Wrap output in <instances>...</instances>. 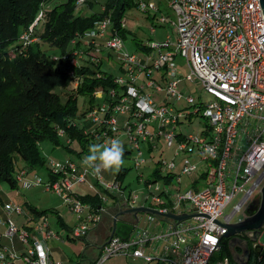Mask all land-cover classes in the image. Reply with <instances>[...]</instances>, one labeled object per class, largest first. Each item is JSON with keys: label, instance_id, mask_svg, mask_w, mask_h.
<instances>
[{"label": "built area", "instance_id": "1", "mask_svg": "<svg viewBox=\"0 0 264 264\" xmlns=\"http://www.w3.org/2000/svg\"><path fill=\"white\" fill-rule=\"evenodd\" d=\"M163 1L175 15L173 43L169 39L148 43L143 52L145 55L138 57L125 50L118 35H106L110 20L104 18L72 40L75 48L64 59L72 66L83 63L98 67L99 52L103 48L117 52L121 75L113 79L116 88L93 92L94 98L102 97V103L84 114L83 119L88 125L85 132L99 137V143L108 145L122 130L136 152V170L147 163L141 158L143 144L150 150L162 141L174 150V157L178 152L186 153L188 158H184L179 174L173 173L176 168L174 157L155 164L165 178L145 183L149 194L143 203L162 215L192 216L175 221L146 214L142 224H139L141 218L138 216L126 239L109 233L100 247L97 248L95 243L92 245L100 251L94 264H104L117 255L142 258L146 262L156 260L157 264H230L228 257L218 256L227 228L217 221L231 224L233 216L264 183V9L259 0ZM85 2L76 0V7L80 8ZM135 2L141 12H157L162 0ZM39 18L40 15L37 20ZM37 20L20 37L24 47L35 40L31 33ZM167 20L170 19L161 17L158 21ZM151 32H154L153 28ZM78 41L82 44L76 48ZM153 50L157 53L151 54ZM176 57L183 60L187 70L185 76L175 62ZM101 76V73L96 74L97 78ZM182 80L200 84L211 100L196 103L191 95L186 96L189 106L198 107L187 114L168 102L159 105L154 102L153 95L161 92L166 99L181 100L183 96L178 92V85ZM74 83L77 86L79 81L75 79ZM146 89L151 92L145 93ZM199 112L207 121L205 130L199 135L181 131L184 119H192ZM57 135L65 137L62 129ZM66 143L70 141L66 140ZM192 156L206 167L197 181H193L191 189L183 191L181 176L199 172L198 163L192 161ZM47 167L51 174H59L56 181L44 182L38 175L33 180H26L29 172L20 166L16 176L18 185L21 183L23 188L30 189L45 184L46 190L60 196L77 222L63 237L51 227L47 216L35 218L21 205L5 202L0 206L5 214L4 217L0 215V264H62L53 259L49 242L85 238L106 211L104 206L93 210L90 204L81 202V195L76 192L78 184L89 183L103 203L107 201V192L117 197L118 204L123 203L128 208L136 205L137 197L125 195L115 178L113 182H105L102 173L94 175L92 170L71 160L50 161ZM173 180L177 187L168 185ZM159 181L162 185L157 184ZM200 181L204 183L202 188L197 187ZM240 194L231 213L224 214L227 205ZM12 215L26 216L23 228L15 224ZM2 239L8 240L9 245ZM14 239L21 244L20 250L13 248ZM148 250L149 254H146ZM257 264H264L260 254Z\"/></svg>", "mask_w": 264, "mask_h": 264}, {"label": "trees", "instance_id": "2", "mask_svg": "<svg viewBox=\"0 0 264 264\" xmlns=\"http://www.w3.org/2000/svg\"><path fill=\"white\" fill-rule=\"evenodd\" d=\"M87 3L89 10L81 14L76 7V0H0V186L5 184L10 190L17 189L16 176L20 166H24L29 173L45 170L47 181H56L59 178V174H51L47 167L46 158L40 147L43 142H48L52 148L60 146L66 149L79 162L89 154L91 144L100 142L99 137L85 132L88 127L86 123L80 128L73 120L77 116L78 95L89 97L88 106L81 114L83 117L86 111L94 106V91L116 88L112 83L115 74L109 69H101L102 66L108 68L106 63L112 61L111 54L109 53L105 59L101 58L98 67L83 63L72 66L64 56L75 48L72 40L78 35H83L96 21L104 18L110 20L108 37L118 35L121 39H126L130 32L122 26V20L126 12L136 8L137 4L135 0H105L96 10L93 1L87 0ZM159 12L161 9L158 7L156 14ZM156 14L148 18L153 20ZM39 15L40 18L37 20ZM36 20L31 33V38L35 40L24 47L22 42H19L20 37L23 32H28L29 26ZM40 25L39 34L37 30L40 29ZM131 41L134 42L136 50L140 52L147 50L143 42L134 38ZM41 43L55 47L59 57L56 60L50 57L48 61L47 54L40 48ZM76 44L77 48L82 43L78 41ZM98 73L102 74L100 78L96 77ZM75 79L79 83L74 93L68 95L66 101L62 102L60 94L56 93L55 89L64 90ZM59 129L63 130L67 140L78 144L79 151L71 149L69 144L58 137ZM127 152L130 153L124 151ZM127 170L128 168L121 167L115 176L121 186ZM161 177L165 178L160 174V170L155 168L144 180V184L152 183ZM166 179L170 180V177ZM125 188L122 186L123 191ZM105 194L107 200L109 198L114 203H119L113 194L107 192ZM79 199L90 204L93 210L104 205L94 192L86 193ZM24 206L26 212L35 218L47 216V211H40L30 203H25ZM56 217L60 227L68 230L67 224L58 213ZM107 238L108 235L103 242ZM228 240L222 238V248L218 256H226L230 264H235L228 248ZM100 245L95 244L97 248ZM99 256L98 249L94 253H86L85 250L78 264H94ZM258 257L259 254L253 264H257ZM247 264H250V258Z\"/></svg>", "mask_w": 264, "mask_h": 264}, {"label": "rangeland", "instance_id": "3", "mask_svg": "<svg viewBox=\"0 0 264 264\" xmlns=\"http://www.w3.org/2000/svg\"><path fill=\"white\" fill-rule=\"evenodd\" d=\"M93 1L94 4V9L98 10L101 4L104 3L105 0H91ZM90 3V2H88ZM87 3V0L83 6L78 8V11L84 13L86 10H89V4ZM161 6L158 7L161 9V12L157 13L155 11H146V12H141L137 7L132 8L128 10L124 16V19L122 20L123 26L129 30L130 36H127L126 39H122L125 50L128 51L129 53H136L138 57H143L145 54L143 52H140L136 50L134 42L131 41L132 38L136 39L139 42H143V44L148 47V43L151 42H164L167 39H169L172 43L174 42L176 38V28L172 22L175 21V15L174 12L167 7L166 2L162 0V3H160ZM156 14L155 19H149V16H152L153 14ZM161 17H166L169 18L170 20H167L166 22H160L158 21ZM40 29L37 30V32L40 34L41 30V25L39 26ZM154 29V32H151V29ZM106 35H109V31H106ZM21 42V40H19ZM41 50L47 54L48 56V61H50V57L56 58L59 57V52L55 47H52L46 43H41L40 45ZM111 54L110 60L107 64L108 68L106 66H102V70L109 69L112 71V73L115 74V76L121 75V72L119 70V62L117 60V52H115L113 49H106L103 48L101 52H99V57L100 58H107L108 54ZM157 53L156 50H153L151 54ZM177 66L181 68L183 71V75L185 76L187 73L186 68L184 67V63L182 58L176 57L175 60ZM56 65V64H55ZM155 76V73L153 74ZM77 86L75 85L74 82H71L70 85L62 90V89H55L56 93L60 94V98L62 102L66 101V98L68 95L74 93L75 88ZM151 92L150 89H146L145 93ZM178 92L182 94L183 98L181 100H176V99H166L164 96V93H158L153 95L154 102L156 104L160 103H170L172 104L175 108L182 110L183 114H187L188 112H194L198 108L196 105L194 106H189L186 103L185 97L188 95H191L196 103H207L208 101L211 100V97L206 94V92L203 90L200 84H194L187 82L185 80H182L179 85H178ZM88 100L89 97L86 95H78L77 96V116L73 120L76 122L75 124L78 125V127L83 128L85 126V121L81 114L85 111V109L88 106ZM102 103V97L97 96L94 98V105H98ZM198 105V104H197ZM206 119L202 117V113L199 112L196 117H192V119H184L183 125L180 126L181 131L184 133L188 134H195L199 135L202 133V131L205 130V124H206ZM116 138H119L123 144L124 151H129L130 153H124L123 159L125 161L124 165L122 167L128 168L125 177L122 181V186L126 187L125 188V194L130 193L132 196H136V205L133 207H136L140 203L144 202L143 199L149 194V190L144 184V180L147 179L151 173V171L155 168V164L158 163L161 160H169L172 157H174V150L169 149L166 147V145L162 142L159 141L156 145L155 148L150 149L148 151V146L143 144L141 146V153L142 156L141 158H145L147 160V163L144 166H141L138 170L135 169L134 167V158L136 152L132 150L131 144L128 141V137L124 134L122 130L119 131V134L116 136ZM65 143H66V138H62ZM69 146L73 150H80V147L78 146L77 143L70 142ZM41 152L43 156L46 158L47 164L50 161H64V160H73L79 165L80 167H85L79 160L72 154L68 153L66 149L58 146L55 148H52V146L48 142H43L41 144ZM194 156L191 157L192 161H196L199 166V172H196L190 176H181V188L183 191L191 189L193 181L196 180L198 175L200 174L201 171L205 170V164L201 163L200 161H197L196 158H193ZM184 158H188L186 156V153L184 152H178L177 156L174 157L175 162H176V168L173 170V173L179 174L180 168L182 166ZM87 167V166H86ZM87 170L90 171L87 167ZM166 169L163 167V171ZM118 171H104L102 173L103 180L105 182H113L116 174ZM38 175L39 177L42 178L44 182L47 181L46 177V172L45 170H35L32 171L26 176V180H33L34 176ZM141 179V180H140ZM197 181V180H196ZM158 185H162V181L157 182ZM169 186L173 185L175 187L178 186L176 183V180H173ZM204 186L203 182H199L197 184L198 188H202ZM264 186V183L260 185L258 189L253 193L252 197L244 204L239 212H237L232 220L231 224L238 223L239 221L243 220L246 216L245 214V209L249 205V203L260 193V190ZM79 188H81L83 191L86 193H93L95 190L91 187L89 183L87 184H78ZM248 188V186L246 187ZM0 191L3 194V197L9 199V201L14 202V203H19L23 204L25 202L31 203L35 207H37L38 210L40 211H47V218L48 222L51 225V227L58 231L60 236H65L66 231L65 229L61 228L60 225L57 223V213L58 215L63 219V221L67 225H75L77 222L76 217L69 211L68 207L65 205L63 200L60 198V196L54 194L53 192L46 190L45 189V184L41 185H35L30 189H25L22 187V184L20 183L18 185L17 189L10 190L8 186L5 184H2L0 186ZM241 198V194L238 196H235L232 201L227 205V207L224 209V214H230L231 211L234 208V205L238 203V201ZM106 206L111 207L112 206V201L109 199L106 202ZM26 211V209H25ZM2 212V211H1ZM1 215V213H0ZM2 216V215H1ZM145 214H140L141 220L139 224L143 223V219L145 218ZM12 220L15 222V224L19 228H23L22 223H24L25 216L24 215H12L11 216ZM230 240V239H229ZM228 240V242H229ZM2 241L6 244L9 245V241L6 239H2ZM248 242V248L251 253L250 257V264H253L256 260L257 253L254 248V246H264V228H261L259 230V234L257 235L256 241H251L249 238L246 240ZM102 236H99L95 244L98 246L102 244ZM49 244L55 248H57L60 252L61 255L65 257V259L70 260V262H65V264H74L79 260V256L84 253L86 250L87 252H96V249L91 246V244L86 248V240L84 239H74V240H65L60 241L56 240V242L50 241ZM12 246L14 249L20 250L21 249V244L14 239L12 242ZM237 247V246H235ZM234 253L241 255V250L239 247L233 251ZM57 253V252H56ZM58 254V253H57ZM146 254H149V250L147 251ZM59 255V254H58ZM104 264H157L156 260H153L152 262H146L142 258H131V257H126L123 255H117L111 257L108 261H106ZM161 264V263H159Z\"/></svg>", "mask_w": 264, "mask_h": 264}, {"label": "water", "instance_id": "4", "mask_svg": "<svg viewBox=\"0 0 264 264\" xmlns=\"http://www.w3.org/2000/svg\"><path fill=\"white\" fill-rule=\"evenodd\" d=\"M261 8L264 9V0H259ZM264 12V10H262ZM125 207V204H122ZM152 214L156 217L169 218L175 221H181L190 218L192 215H174L171 213L160 214L156 209L141 206L135 208H127L124 212L116 213L111 218V235L119 236L122 239H126L127 236L133 230V224L127 223L121 220L120 214H132L134 221H138V214ZM245 218L238 223L224 224L217 220L219 224L227 228V231L222 235L223 237H229L228 242L229 250L233 249L235 246L239 247L241 250V255L231 252L232 260L235 264H247L250 258V251L248 248V243L244 239H239L236 237L237 234L244 232L249 240L256 241L259 230L264 228V186H262L260 193L255 197L245 209ZM212 219V218H211ZM256 253L264 257V248L260 246H254Z\"/></svg>", "mask_w": 264, "mask_h": 264}, {"label": "crops", "instance_id": "5", "mask_svg": "<svg viewBox=\"0 0 264 264\" xmlns=\"http://www.w3.org/2000/svg\"><path fill=\"white\" fill-rule=\"evenodd\" d=\"M79 151V150H77ZM82 160L83 158L81 159V163H82ZM83 164V163H82ZM84 165V164H83ZM81 166V165H80ZM85 166V165H84ZM86 167V166H85ZM101 172H104L103 170ZM76 192L82 196L86 195V192L83 191L81 188L77 187L76 186ZM125 192V191H124ZM130 194V193H129ZM126 195V194H125ZM0 199H1V202H0V206H2L5 202L9 201V199L4 198L3 197V194L2 192L0 191ZM117 199V198H115ZM109 200V198H108ZM107 200V201H108ZM106 201V202H107ZM112 201V200H111ZM106 202L104 203V207H105V212H103L101 214V221L100 223L93 229H91L88 233V235L84 238V240H86V242H88V244H86V248L91 244V246L95 243L96 239L99 237V236H102V240H104V238L110 233V230H111V218L114 214L116 213H120V212H124L128 207H122V204H118V203H114L112 201V206L111 207H108L106 206ZM25 203H28V202H25ZM25 203L23 204H19L23 207V209L25 210ZM31 204V203H30ZM34 206V205H33ZM141 206H145L147 207L146 204H144L143 202L140 203L139 205H137L136 207H141ZM35 207V206H34ZM37 208V207H36ZM130 208H135V207H130ZM2 210H0V213L2 215V217L5 216L4 212H1ZM26 212V211H25ZM146 215V214H145ZM138 216L140 217V213L138 214ZM121 218L122 221L124 222H127V223H131L133 224L134 223V217L132 216V214H120L119 216ZM142 218V217H140ZM25 219H26V216H25ZM26 222V220L24 221V223ZM22 223V225L24 224ZM72 227V225H67V228L70 229ZM66 231V230H65ZM83 239V238H82ZM65 240H68V239H65ZM65 240H62L63 242ZM53 242H56V241H53ZM50 245V244H49ZM50 248H51V252H52V257L53 259L61 262L62 264H65V262H70V260L67 261V259H65V257L63 255L60 254V252H58L59 250L53 246L50 245ZM59 254H57V253ZM90 253V251L88 252ZM81 256V255H80ZM80 256H79V260H80ZM79 260L77 262H75L74 264H78ZM83 264V263H82Z\"/></svg>", "mask_w": 264, "mask_h": 264}, {"label": "clouds", "instance_id": "6", "mask_svg": "<svg viewBox=\"0 0 264 264\" xmlns=\"http://www.w3.org/2000/svg\"><path fill=\"white\" fill-rule=\"evenodd\" d=\"M124 148L119 138H113L110 144L93 143L89 154L83 157L82 163L99 175L101 171H119L124 165Z\"/></svg>", "mask_w": 264, "mask_h": 264}, {"label": "flooded vegetation", "instance_id": "7", "mask_svg": "<svg viewBox=\"0 0 264 264\" xmlns=\"http://www.w3.org/2000/svg\"><path fill=\"white\" fill-rule=\"evenodd\" d=\"M236 237L239 238V239H244V240H247V238H248V236L244 232L237 234ZM223 239H230V238L229 237H223ZM235 249H237V247H234L233 249H231L230 252H233Z\"/></svg>", "mask_w": 264, "mask_h": 264}]
</instances>
